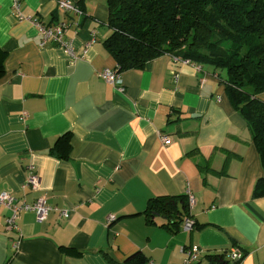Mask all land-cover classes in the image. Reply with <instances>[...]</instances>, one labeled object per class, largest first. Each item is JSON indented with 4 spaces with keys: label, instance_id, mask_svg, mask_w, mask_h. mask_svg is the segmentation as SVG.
Instances as JSON below:
<instances>
[{
    "label": "crops",
    "instance_id": "0c3cea01",
    "mask_svg": "<svg viewBox=\"0 0 264 264\" xmlns=\"http://www.w3.org/2000/svg\"><path fill=\"white\" fill-rule=\"evenodd\" d=\"M60 1L81 14L64 13ZM18 13L27 20L0 0V194L26 203L45 195L68 216L21 213L11 232L1 206L0 264H129L136 254L182 264L187 250H240L236 264H264V197L252 196L262 168L218 73L164 55L121 73L120 90L97 76L115 67L102 45L107 0H18ZM30 20L65 24L78 58L40 46ZM29 168L38 191L25 187ZM187 192L191 231L149 222L150 198Z\"/></svg>",
    "mask_w": 264,
    "mask_h": 264
},
{
    "label": "trees",
    "instance_id": "16d2710c",
    "mask_svg": "<svg viewBox=\"0 0 264 264\" xmlns=\"http://www.w3.org/2000/svg\"><path fill=\"white\" fill-rule=\"evenodd\" d=\"M109 32L102 42L117 74L137 70L167 55L212 68L243 118L259 157L262 175L252 196L264 197V0H107ZM67 143V141H66ZM54 149L52 155L66 158ZM144 214L163 219L177 232L189 215L186 196L155 197ZM241 260L244 253L240 250ZM230 253V252H229ZM206 253L210 263L232 264L227 254ZM129 264H147L136 254Z\"/></svg>",
    "mask_w": 264,
    "mask_h": 264
},
{
    "label": "built area",
    "instance_id": "2783aa9c",
    "mask_svg": "<svg viewBox=\"0 0 264 264\" xmlns=\"http://www.w3.org/2000/svg\"><path fill=\"white\" fill-rule=\"evenodd\" d=\"M58 7L64 13L71 14H81L80 10L77 8L76 4L71 1H60L58 2ZM12 10L18 15L19 20H27L23 18L18 13V0H12ZM31 25L36 29L37 34L40 38V46H47L48 44H54L57 46L65 47L68 52V57L70 61L77 59V55L64 43L63 34L65 32V24L54 23V24H44L40 21L30 20ZM184 64H190L188 61H183ZM199 68V67H198ZM98 78L104 82L114 85L122 90L120 87V75L116 73L115 70L103 69L97 73ZM160 136V143L164 146L168 145L170 139L168 136ZM25 187L30 188L33 191L39 190V178L35 174L33 168H29L27 173ZM188 203V209L191 210L194 199L189 192L185 195ZM5 207L9 210V216L6 217L5 227L8 231H17L16 220L21 213L32 212L35 214L38 221H43L46 219L49 213L56 212L59 216L67 218L68 212L65 210H59L48 204L45 195L39 196L32 203H26L24 200H17L12 196L2 193L0 194V207ZM194 227V221L191 216L185 217L181 223V228L184 231H191ZM19 246V240H14L11 243V248L16 251ZM183 251V249H182ZM205 254L202 250H187L184 254V259L182 264H199L200 260ZM227 259L231 261L232 264H236L241 261V253L238 250H233L227 254ZM147 264H154L152 261L148 260Z\"/></svg>",
    "mask_w": 264,
    "mask_h": 264
}]
</instances>
